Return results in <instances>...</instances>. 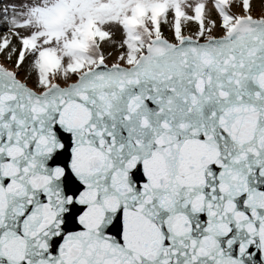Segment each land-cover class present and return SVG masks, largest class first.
<instances>
[{"label":"snow or ice","instance_id":"obj_1","mask_svg":"<svg viewBox=\"0 0 264 264\" xmlns=\"http://www.w3.org/2000/svg\"><path fill=\"white\" fill-rule=\"evenodd\" d=\"M205 7L0 0V264H264V15Z\"/></svg>","mask_w":264,"mask_h":264},{"label":"rangeland","instance_id":"obj_2","mask_svg":"<svg viewBox=\"0 0 264 264\" xmlns=\"http://www.w3.org/2000/svg\"><path fill=\"white\" fill-rule=\"evenodd\" d=\"M185 2L194 4L196 0H185ZM204 3L206 5L205 7L206 18L208 17L215 18L214 12L212 11L214 0H204ZM233 3H236V0H233ZM251 3L253 6L252 7L253 15H264V0H251ZM185 11L191 14L189 9L186 8ZM182 28L184 30V34L188 35V34H192L196 30V25L194 24V22L188 21L185 24H183ZM162 31L164 32L165 36L167 37L171 36V31L166 25L162 24ZM117 39H119L118 33H117ZM107 50H111V49H107ZM116 54H117L116 52H113L112 56L108 57L109 62L114 60ZM0 62H3V60L0 59ZM21 77L23 78L22 73H21Z\"/></svg>","mask_w":264,"mask_h":264}]
</instances>
